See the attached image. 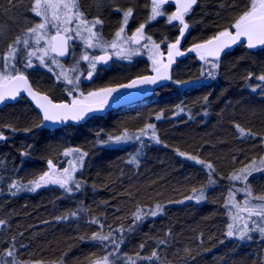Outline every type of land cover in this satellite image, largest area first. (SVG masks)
I'll return each instance as SVG.
<instances>
[{"label": "trees", "instance_id": "obj_1", "mask_svg": "<svg viewBox=\"0 0 264 264\" xmlns=\"http://www.w3.org/2000/svg\"><path fill=\"white\" fill-rule=\"evenodd\" d=\"M27 2L0 0V33L5 39L29 22ZM81 4L89 14L101 15L106 31L117 25L113 8L131 7L132 23L148 10L146 0H81ZM248 4L249 0H198L185 16L195 20L188 22L183 49L225 29L231 31ZM171 9L172 4L168 11ZM173 27L175 30L156 22L153 35L171 44L180 37L179 26ZM215 62L218 66L211 80L169 89L176 81L204 76L196 54L186 57L177 62L171 83L152 97L84 125L45 129L25 98L2 108L0 133L6 140L0 141V220L5 223L0 228V258L6 259L4 252L15 245V258L20 260L90 264L106 246L109 253H117L122 264H264V239L259 232L249 233L252 239L245 240L226 235L231 224L230 204L246 200L245 182L229 177L253 161L259 166L264 157V82L255 79L264 74V49L253 52L241 45ZM137 69L110 73L101 84L125 80ZM250 73L252 79H247ZM31 75L39 88L50 87L44 76ZM258 84L261 87L253 92ZM177 105L184 110L179 111ZM148 124L155 126L148 132L155 131L159 143L151 139L120 147L98 143ZM237 125L245 135L241 136ZM70 143L87 151L88 161L77 174V191L65 194L50 187L11 194L15 192L11 183L21 186L36 180L48 161L58 159ZM208 163L212 169L205 166ZM247 183L254 195H264V172L253 173ZM201 191L204 198L198 199ZM157 205L162 211L152 216ZM134 214L142 219L136 221ZM252 218L260 222L259 217ZM110 232L108 241L91 239L94 233ZM111 239L120 243L118 252L115 245L108 244ZM153 251L158 256L152 260L137 258V253L148 257Z\"/></svg>", "mask_w": 264, "mask_h": 264}, {"label": "snow or ice", "instance_id": "obj_2", "mask_svg": "<svg viewBox=\"0 0 264 264\" xmlns=\"http://www.w3.org/2000/svg\"><path fill=\"white\" fill-rule=\"evenodd\" d=\"M151 2V15L149 17V22L155 20L157 17L164 16L165 13L161 11V8L164 4L173 2V0H150ZM177 7L176 11L171 15L167 16V22L171 24L173 21H178L179 25H181L179 32L180 37L184 36L185 30L189 28V24L185 22V16L190 13L193 5L197 3V0H175ZM119 10V9H117ZM31 11L37 17H41V22L37 23L34 27L28 29L33 35L35 44L39 45L41 40H45L47 36V29L49 25L52 28L56 29L54 35L48 36L45 40V46L43 48H37L35 50H28L26 52L27 62L24 64L25 68L33 67L32 57H36L39 60L40 64L48 67L46 63L45 57H48L49 53H55L56 56H66L69 54V44L68 41L73 39L69 33L75 32L77 36L81 35L82 32H87L88 36L85 40V44L88 48H100L105 51L104 55H93L89 57L87 54H83L81 56L82 60L88 61L89 71L87 72L86 78L91 80L93 74L97 71V65L103 64L107 65L108 61L111 59V56L107 54L106 49L112 48L114 49V55L122 58H130L132 55L138 54L137 49L133 48H125L124 44L132 43L139 44L142 39H144V28L145 24H140L136 31L131 36H124L125 29L129 23V19L133 15V9L128 8L123 12L122 23L118 31L115 33V39L111 42L103 41V38L100 36L99 32L96 31L97 25H101L103 23L99 18H95L91 21L85 18L84 13L80 10L79 0H34L33 7ZM75 21V28L69 27ZM232 28L235 29L234 32L225 29L221 31L217 36L209 39L204 44H196L189 51L197 52L200 56L201 60H206L208 56L214 57L216 59L219 58L220 54L226 49L230 48L232 45L241 42V37L246 38V46L248 49H257L264 48V0H249L248 7L245 11L242 12L235 19V22L231 25ZM147 40L152 43L153 50H158L159 45L155 44L154 41H151V37H147ZM23 45L25 49L29 48V40L23 39L21 40L17 37L8 45L7 53L0 56V104H3L7 100H15L21 91V86L24 87V90L28 92L30 96L34 100L37 101L39 107L43 110V120L57 122L62 120H67L71 118L74 121H80L84 119L85 115L89 112L93 111H102L104 105L108 102V97L112 95V93L118 92L119 89L116 87H106L99 89L98 91L89 92L88 98L94 101L93 104L82 105L80 101L73 100L72 103L69 104H54L47 96H40L38 93L33 92L31 86L28 84L27 77L23 74V72L16 67L14 61H16L18 55L17 46ZM180 38H177L175 43H171L168 45V62L164 63L162 60L153 59V71L156 73L154 76H141L137 79L132 80L128 84L120 85L121 88H134L137 85H157L161 81L171 80V76L168 74V69L171 64L174 62V57L183 55V53L179 50ZM148 45L145 44L144 47ZM40 55H37V53ZM52 64H57L61 67V72L58 78L63 77V79L70 85H78L79 76L75 78H71L69 76V70H65L63 65H60L59 61L54 57L51 60ZM77 65L79 61L76 62ZM213 68L217 67V64L213 63ZM49 71H52L51 67L48 68ZM76 67H73L70 71H76ZM15 73V74H13ZM208 76L214 78V74L212 72L208 73ZM247 79H252V74L250 73ZM255 79L264 82V74H260L256 76ZM261 85H257L256 88H253L252 91L255 92L257 88H260ZM75 88L69 89V95L72 94ZM204 102L207 103L208 97L205 96L203 98ZM179 111H183V108H180L177 105ZM156 119H161V115H157ZM39 126V125H38ZM153 124H148L145 129L140 130V135H145L147 133V129H154ZM241 134V136L245 135V130L240 128L239 125L236 126ZM250 134V133H249ZM152 138L159 143V139L156 137L155 131L152 133ZM139 140L140 136H130L127 131L123 132L121 135L117 136H109L107 140L98 141L100 144H121L126 143L130 140ZM6 140V137L3 133H0V141ZM73 153H78V161L82 162L84 157L87 156L86 152H82L80 149H68L63 154L65 156L72 155ZM180 155H184V153H180ZM189 159L196 160L197 163L204 164L205 162L202 160H197L196 157L190 156ZM71 163V162H70ZM49 169L52 171L44 172L43 175L39 177L38 180L30 181L29 183L32 187L27 188V191H35L40 188L42 185H46L49 183L58 184L61 188L65 189L67 192H71L72 188L69 187V183L73 180L72 172L75 171V166L71 169L65 168L63 169L61 174H57L54 171V165L51 160L48 161ZM207 168L212 169L213 166L211 163L205 165ZM214 171V169H213ZM255 172H264V157L260 159L259 166L256 161H253L251 164L246 165L244 168L239 170V174L233 173L229 179L231 180H242L245 182V188L243 191L246 194V200L244 202L243 207L238 204L233 203V207L238 209L235 216H233V220L244 219L240 217V212H246L248 214L247 219L244 222L243 228L238 230V239H252L249 233L251 232H259L261 239H264V195H254L251 189V185L248 184V179ZM211 183V181H210ZM23 186H20L16 183H12L10 188H15L18 191L21 190ZM75 187L77 189L80 188L79 182H76ZM195 191V190H194ZM17 192H12V195H16ZM204 194L201 191L198 199H203ZM234 198V194L230 192L229 199L232 201ZM252 200L261 201L259 204H252ZM162 211L160 205L156 206V210L151 212L152 216H156L158 212ZM135 220L140 221L142 219L141 215L134 214ZM252 217H259L260 222L257 223L256 220H252ZM248 220H252V224L254 227H249ZM5 221L0 220V225H3ZM93 223H96L94 220ZM124 229L121 228L120 231ZM131 231V228L128 229ZM111 232L107 235L101 233H94L91 239L98 240L100 242L108 241L111 236ZM227 236L232 237L234 235L233 224L228 225V231L226 233ZM15 239V238H13ZM123 242V237H121L120 243ZM165 241L161 240L160 243H164ZM112 244L115 245L116 251H119L120 243H117L115 239L111 241ZM141 249L144 247L143 244L140 245ZM6 257H11V260L0 258V264H19V262L15 258V245H12L8 248L4 254ZM111 256H115V252L109 253ZM158 256L156 251H153L151 256L148 257H140L139 253H137L138 259H147L152 260ZM116 259H119L117 256ZM131 260V257H129ZM95 264H110L109 257L105 256L102 260H98ZM111 264H115V260L111 261ZM132 264H135L133 261Z\"/></svg>", "mask_w": 264, "mask_h": 264}, {"label": "rangeland", "instance_id": "obj_3", "mask_svg": "<svg viewBox=\"0 0 264 264\" xmlns=\"http://www.w3.org/2000/svg\"><path fill=\"white\" fill-rule=\"evenodd\" d=\"M28 2H27L28 3V8H27V11H26L27 13L26 14H27L28 20L31 21V24L29 25V22H28L27 25L21 26L22 27L21 28V31L20 32H17L14 35H12L9 39H5L4 38L5 37V34L4 33H0V56H2V55H4V54L7 53L8 45L10 43H12V41L15 40L17 37H19L21 40L28 39L29 40V48L28 49H25L22 44L19 45V46H17V48H18V55H17L16 61H14V63L16 64V67L18 69H20L26 75L33 74L32 72L34 70L36 71L38 68L39 69H43V68H49V67H51L52 72H53V74H55L56 78L57 79H61L62 77L58 78V76H59V74L61 72L60 66H58L57 64H52L50 60H46V63L48 64V67H45V66H43V65L40 64L39 60L34 59L36 57H32L31 60H32L33 67H29V68H25L24 67V64L27 62L26 52L28 50H35V48L37 47L36 44H35V42H34L33 35L30 32H28V29L34 27L37 23L41 22V17L35 16V14L31 11V8L33 7V4H34V0H28ZM173 2H174V0H173ZM173 2L164 4L162 6L161 11H163L165 13L164 16L157 17L155 20H152L150 22H149V17L151 15V7H152V5L151 4H148V2H146L147 3L148 10H147V13H146V16H145V18H146V24H145V29H144V31H145L144 32V37L145 38L142 39L139 44H136L137 47H134V48L137 49L141 53V56H144L147 59H149V62L151 64V68H153V59L154 58L164 61V59L166 57L165 55H167L168 54V51H169V49H168V45L169 44L164 43V46H162L163 45V42L161 40H159L160 41V42H158L159 49L158 50H153L152 43L147 40V37H151V39H153V38H155V36L151 32H149L147 30V25H149V24H152V25L153 24H156V21H158L161 18L167 19V16H169V15H171L173 13V9H171L170 11H168V6L170 4H173ZM128 8H130V7L119 8L118 11L121 12L122 15H123V12L126 11ZM95 15H97V13H95ZM95 18H96L95 16H94V18L91 17V18H89V21H91V20H93ZM122 18H123V16H122ZM122 18H121V21H122ZM129 20L131 21L130 22V27H134V28H132L130 30L131 34H133L139 26H135L134 24H132L133 15H132V17ZM192 20L193 21L195 20L194 17L193 18L190 17V18H187V19L185 17V22L186 23H188L189 21L191 22ZM173 23H177V25L179 26V29H180L181 25H179V22L178 21H173ZM185 33H186V30H185ZM131 34H130V36H131ZM114 39H115V37H114ZM156 39H158V38H156ZM145 44H147L149 46L148 47H144ZM160 45L162 47H160ZM162 51H164V56L162 54ZM196 60L199 62V64H198L199 71H200V73H203L204 76H200L199 79H197L195 81H187V80H185L183 82L182 81H176L174 85H170L169 86V89L177 90L178 88L189 87V86H191L193 84L203 83L205 81H209V80L212 79L211 76H208V73L209 72H212L213 70L216 69V68H213L212 65H213V63H215V64H217V63L215 61L214 62H211V61H207L206 62L205 60H201L200 59V56L198 54H196ZM77 61H79V60H71L63 68L65 70L66 69L67 70H71L73 67H76V69H77L76 71H78V73H80L79 71H81L84 74H87V71L84 70L83 64H81L82 61H79V64L78 65L76 63ZM0 64H2V61H0ZM13 74H15V73H13ZM39 74L41 75V73H39ZM79 92H80V90H79ZM86 98H88V95L86 96ZM141 129H145V127L144 128H140V129H137L135 131H127L130 136H133V137L140 136V139L139 140L133 139V140H130V141L126 142V143H121V144L109 143V144H105V146H110V147H117V146H119L120 147V146H124V145H127V144L136 143V142H138L140 140H143V139H151L152 141H154V139L152 138V134H151L152 132H148V130H152V129H147V133L145 135H140V130ZM121 134L122 133L116 134V135H110V136H113L114 137V136L121 135ZM108 137H107V139H108ZM70 144H72V143H70ZM95 148L96 147H94L93 149L96 150ZM68 149H77V146L74 145V144H72L69 147H66V149L63 150V153L65 151H67ZM78 149H80V148H78ZM80 150L82 152H86L87 153L86 150H82V149H80ZM63 153H60V156H57L58 159L53 160L52 163L54 165V171L57 174H61L62 171H63V169H65V168L71 169L73 166H75V171L72 172L73 180L68 185L69 187L72 188V191L71 192H67V191H65V189L61 188L58 184H53V183H49V184H46V185H42L40 188L36 189L35 191H27L26 190L27 188L32 187L31 184L21 185V186H23L21 188V190L17 192V190L15 189V192H17V194H19V193L22 194L24 192L25 193H27V192L34 193V192H37V191H39V190H41L43 188H50V187H55V188L61 190L65 194H71L73 191H77V188L75 187V184L77 182V174H79V172L82 171L85 163H87L86 161H88V160H86V156H85L84 159H83V161L82 162H79L78 159H77V157L79 155L78 153H73L72 155H69V156H65ZM49 171H52V170L49 169V166H48V163H47L46 168L44 169V171L41 174H39V176L36 178V180H38L39 177L41 175H43L44 172H49ZM244 188H245V183H243L242 191H243ZM243 193L245 194L244 191H243ZM0 196H1V194H0ZM239 205L241 207H243L244 204L240 203ZM230 208H231V218H230V221H231V224H233V231H234L233 237L234 236L237 237L238 236V230L241 229V227H243L244 222H245V220L248 217V214L246 212H240L239 213L240 217H243L244 219H237V220L234 221L233 220V216L236 215L238 209L236 207H233V204L232 203L230 204ZM252 220H254V218H252ZM252 220H248L247 221L248 224H252ZM1 226L2 225H0V228H1ZM112 240L113 239H111L108 242V244L111 243ZM101 250H102V252L97 253L95 256H93L91 258L92 261H91L90 264H95L96 261L102 260V258L105 257V256H108L109 257L110 264H111V261H113V260H115V264H122L121 261H119V260L116 259V254L117 253H115V256L109 255V249L106 246H104ZM10 260H11V258H10ZM16 260L19 262V264H47L45 262H29V261H24V260H20L18 258H16Z\"/></svg>", "mask_w": 264, "mask_h": 264}, {"label": "flooded vegetation", "instance_id": "obj_4", "mask_svg": "<svg viewBox=\"0 0 264 264\" xmlns=\"http://www.w3.org/2000/svg\"><path fill=\"white\" fill-rule=\"evenodd\" d=\"M79 7H80V10L84 13V16L86 19L89 20V18H91V17L94 18V16H95L96 18H99L100 20L103 21L100 14H97V15H95V13L89 14L87 8L82 6L80 0H79ZM111 11H113L114 14L118 15L117 25L115 27H113L110 31H106L105 30V23L103 21V23L101 25H97V27L95 29L96 31L99 32L100 36L103 38V41H105V42H111L114 40L115 33H116V31L119 30L121 23H122V21H121V18L123 16L122 13L121 12H114L113 9ZM130 22L131 21L129 20V23L125 29L124 36H126V37L130 36V34H131L130 30L132 28H134V27H130ZM30 24H31V21L29 20V25ZM75 26H76L75 21L73 22L72 25H69V27H71L73 29L75 28ZM55 32H56V29L52 28L51 25H49V27L47 29V36L45 37V40L47 39L48 36L54 35ZM69 35H71L73 37V39L68 41L69 54L61 57V56H56L55 53L50 52L48 57H45V60L51 61L52 58L54 57L56 60L59 61L60 65H63V67L66 66V64L71 60H79V61H82L81 64H83L84 70H86L88 72L90 70L89 66H88V61L82 60L81 56L83 54H87V55H89V57H91L93 55H104L105 51L101 50L100 48H88L86 46L85 40L87 39V36H88L87 32H82L81 35L77 36L76 33L73 31V32L69 33ZM45 40H41L39 45L36 44L37 47L35 49L43 48L45 46ZM151 41H154L155 44H158V42H160L159 39H156V38L151 39ZM162 46H164V43ZM162 46L160 45V47H162ZM124 47L135 49L134 47H137V46H136V44H132L129 42L127 44H124ZM180 49H182V48H180ZM106 51H107V54L111 56V59L109 60L107 65H99V64L97 65V71L93 74V77L91 80L87 79L86 78L87 74H84L81 71H79L80 73H78V71H70L69 70V76L71 78H75L76 76L80 77L78 85L68 84L63 79V77L61 79H57L55 74H53L52 71H49L48 68H43V69L38 68L36 71L34 70L32 72V73L35 72L38 74L41 73L40 76H44L45 78H47L49 80L50 87L48 89H41L38 86H36L37 84L34 82L35 80L33 81L34 78L31 77V75H27V78L29 79L31 86L33 87V89L35 91L46 95L47 97L50 98L51 101H53L55 103L71 104L74 99L80 101L81 103H94V101L92 99L86 98V96L88 95L89 92L98 91L99 89L106 88V87H113V86L122 85L124 83L129 82L130 80H132L136 77H141V76H144V75H147V74H150L153 72V68H151V64L149 62V59H147L144 56H141V53L139 51H138V54L132 55L130 58H127V59L122 58V57H117L116 55H114L113 53L115 50L110 48V47L107 48ZM162 54L164 56V51H162ZM37 55H40V53L38 52ZM165 56L167 57L168 54ZM166 57H165V59H166ZM34 59H36V58H34ZM136 66L138 68L136 71L137 73L134 74L133 76H129L125 80H122V81L117 82V83H111V84L102 83L101 84V81L106 76H110V73L114 74L116 71H119L120 69H127L130 67L134 68ZM140 68H143V70ZM172 75H173V73H172ZM73 88H75V90L72 91L71 95H69L68 90L73 89ZM79 90H80V92H79ZM155 93L156 92H154L153 95ZM153 95H151L150 97H152ZM150 97H148V98H150ZM148 98H146V99H148ZM146 99H144V100H146ZM144 100H142V101H144ZM139 102H141V101H139ZM29 106H31V108H33V106L31 105L30 102H29ZM36 114L39 118L38 121L42 127V120H41V118L37 112H36ZM107 114H109V113H107ZM106 115H104V116H106ZM94 118H102V117H93V118L89 119L88 121H90ZM58 129H60V128H58Z\"/></svg>", "mask_w": 264, "mask_h": 264}, {"label": "water", "instance_id": "obj_5", "mask_svg": "<svg viewBox=\"0 0 264 264\" xmlns=\"http://www.w3.org/2000/svg\"><path fill=\"white\" fill-rule=\"evenodd\" d=\"M196 5H197V3L195 5H193L192 9ZM176 7H177V4H176V2L174 0V12L176 11ZM231 31L234 32L235 29L233 28ZM179 38H180V42H181L182 37H179ZM206 41H208V40H206ZM206 41L192 44V45H190L189 47H187L184 50L180 49V47H179V50H180L181 53H183V55L175 56L174 57V62L171 64V66L168 69V74L171 76V80L161 81L157 85H137L134 88H121L120 86H115L116 88L119 89V91L115 92V93H112V95L110 97H108V102H107V104L104 105L103 110L102 111L89 112V113H87L85 115L84 119H82L80 121H74L71 118H69L67 120L57 121L55 123L51 122V121H44L43 120V115H44L43 114V110L39 107L37 101L34 100L32 98V96H30L28 94V92L26 90H24L23 86H21V91H20L19 95L16 97V99L15 100H7L3 104H0V109L5 107V106H7V105L15 104L21 98H25L28 102L31 103V105L33 106L35 111L40 116V118L42 120V127L45 128V129H49V130L50 129H58V128H61V127H65L67 125H73V126L83 125L91 117L103 116L107 112H109V111H111L113 109H116L117 107L130 105L131 103H134V102H139V101H141V100H143L145 98H148L151 95H153V93L155 92L156 89L171 83V81H172V73H173V70L175 69V67L177 65V62H179L180 60H182V59H184L186 57H189V56H191L193 54H198L197 52L189 51V49H191L196 44H204ZM241 45H243L247 50L253 51V52L257 51V50L264 49V48H257V49H251V50L248 49L247 46H246V38L245 37H241V42H238L237 44L232 45L230 48H226L220 54L218 59H216L214 57H211V56H208L207 60H211V61L219 60L220 58H222L223 56H225L228 53H231L235 48H237V47H239ZM167 62H168V56L164 60V63H167ZM154 75H156V73L153 71L152 73L147 74L145 76H154ZM137 78H134V79H137ZM134 79H132V80H134ZM27 81H28V84L31 86L28 78H27ZM131 81H129L128 83H130ZM128 83H126V84H128ZM31 89H32L33 92L38 93L40 96H46L44 94H41V93L35 91L32 86H31ZM49 100H50V98H49ZM52 103H54V104H68V103H55L53 101H52ZM81 104L82 105L93 104V106H95L94 103H81Z\"/></svg>", "mask_w": 264, "mask_h": 264}, {"label": "bare ground", "instance_id": "obj_6", "mask_svg": "<svg viewBox=\"0 0 264 264\" xmlns=\"http://www.w3.org/2000/svg\"><path fill=\"white\" fill-rule=\"evenodd\" d=\"M146 2H148V4H151V2H150V0H146ZM197 4H198V0H197ZM197 6V5H196ZM195 6V7H196ZM194 7V8H195ZM131 8V7H130ZM115 9V10H114ZM172 9H173V12H174V2H173V4H172ZM113 10H114V12H119V11H116V8H113ZM192 10V9H191ZM112 13H113V11H111ZM145 16L146 15H144V17L142 18V19H140L139 21H137L136 23H132V24H134L135 26H139L140 24H146V18H145ZM157 23L158 22H160V23H162V25L164 26V27H167V28H170V29H172L173 28V30H175V28L173 27V25L174 24H177V23H171V24H169L168 22H167V19H165V18H161V19H159L158 21H156ZM147 30L149 31V32H151L152 34H153V32L155 31V29H154V24L152 25V24H149V25H147ZM183 38V37H182ZM159 40H163V38H158ZM170 41V40H169ZM175 43V42H174ZM179 47L180 48H182V50H184L183 49V47H182V39H181V42H180V45H179ZM109 62V61H108ZM99 65H103V64H99ZM145 76V75H144ZM137 78V77H136ZM131 81V80H130ZM128 83V82H127ZM124 84H126V83H124ZM123 85V84H122ZM167 85H169V84H167ZM167 85H165V86H162V87H160V88H163V87H166ZM118 86H120V85H118ZM113 87H115V86H113ZM160 88H158V89H156L155 90V92L156 91H158ZM138 102H134V103H131L130 105H125V106H120V107H117L116 109H113V110H111V111H109V112H107V113H110V112H115V111H118V110H121V109H125V108H130V107H132L133 105H135V104H137ZM4 108V107H3ZM2 109V108H1ZM0 109V110H1ZM106 113V114H107ZM105 114V115H106ZM104 116V115H103ZM103 116H94V117H103ZM91 118H93V117H91ZM90 118V119H91ZM86 122H88V120L86 121ZM85 122V123H86ZM84 123V124H85ZM83 124V125H84ZM67 126H73V125H67ZM67 126H65V127H67ZM65 127H61V128H65ZM50 130H53V129H50ZM7 260H10L8 257H7Z\"/></svg>", "mask_w": 264, "mask_h": 264}]
</instances>
